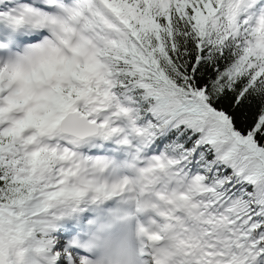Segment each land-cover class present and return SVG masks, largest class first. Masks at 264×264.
<instances>
[{"label": "snow or ice", "instance_id": "snow-or-ice-1", "mask_svg": "<svg viewBox=\"0 0 264 264\" xmlns=\"http://www.w3.org/2000/svg\"><path fill=\"white\" fill-rule=\"evenodd\" d=\"M264 264V0H0V264Z\"/></svg>", "mask_w": 264, "mask_h": 264}, {"label": "clouds", "instance_id": "clouds-1", "mask_svg": "<svg viewBox=\"0 0 264 264\" xmlns=\"http://www.w3.org/2000/svg\"><path fill=\"white\" fill-rule=\"evenodd\" d=\"M82 243L93 253L91 264H130L133 246L119 225L91 230Z\"/></svg>", "mask_w": 264, "mask_h": 264}]
</instances>
